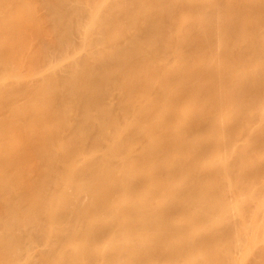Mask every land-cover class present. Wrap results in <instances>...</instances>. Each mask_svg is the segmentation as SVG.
I'll use <instances>...</instances> for the list:
<instances>
[{"label": "bare ground", "instance_id": "obj_1", "mask_svg": "<svg viewBox=\"0 0 264 264\" xmlns=\"http://www.w3.org/2000/svg\"><path fill=\"white\" fill-rule=\"evenodd\" d=\"M0 264H264V0H0Z\"/></svg>", "mask_w": 264, "mask_h": 264}, {"label": "rangeland", "instance_id": "obj_2", "mask_svg": "<svg viewBox=\"0 0 264 264\" xmlns=\"http://www.w3.org/2000/svg\"><path fill=\"white\" fill-rule=\"evenodd\" d=\"M147 186H148V189H147ZM145 187H146V188H145V192L148 193V194H151V193H150L151 190H150V188H149L150 186H149V185H146ZM244 192H245V193H243V196H242V195L239 196L240 198H243V199H241V200L248 199V198H246V197L248 196V195H246V193L248 194L249 192H248V191L246 192L245 190H244ZM244 194H245L246 197L244 196ZM244 201H246V200H244ZM244 201H242V202H244Z\"/></svg>", "mask_w": 264, "mask_h": 264}]
</instances>
